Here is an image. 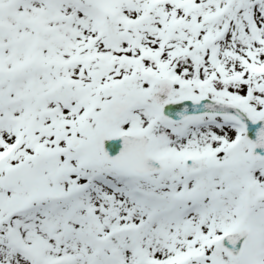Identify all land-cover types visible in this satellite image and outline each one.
<instances>
[{
  "label": "snow or ice",
  "instance_id": "snow-or-ice-1",
  "mask_svg": "<svg viewBox=\"0 0 264 264\" xmlns=\"http://www.w3.org/2000/svg\"><path fill=\"white\" fill-rule=\"evenodd\" d=\"M0 264H264V0H0Z\"/></svg>",
  "mask_w": 264,
  "mask_h": 264
}]
</instances>
